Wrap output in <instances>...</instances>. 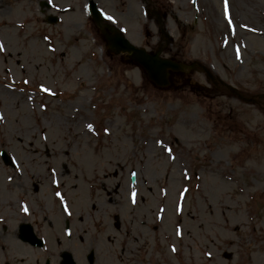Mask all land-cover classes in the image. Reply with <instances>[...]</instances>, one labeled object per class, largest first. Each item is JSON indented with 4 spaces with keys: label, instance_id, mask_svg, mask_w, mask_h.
Here are the masks:
<instances>
[{
    "label": "rangeland",
    "instance_id": "obj_1",
    "mask_svg": "<svg viewBox=\"0 0 264 264\" xmlns=\"http://www.w3.org/2000/svg\"><path fill=\"white\" fill-rule=\"evenodd\" d=\"M39 1L0 0V264H264V0H161L164 54L218 82L166 91L108 54L87 0H48L59 21L29 29ZM155 1L97 0L149 47Z\"/></svg>",
    "mask_w": 264,
    "mask_h": 264
},
{
    "label": "water",
    "instance_id": "obj_2",
    "mask_svg": "<svg viewBox=\"0 0 264 264\" xmlns=\"http://www.w3.org/2000/svg\"><path fill=\"white\" fill-rule=\"evenodd\" d=\"M114 32L113 37H106L110 50L116 54L120 51L126 52L125 59L138 64L145 71L149 80L159 88H166L170 85L171 72L176 73L186 69L180 62L168 58L163 59L159 52L153 54L147 52L144 48L136 47L128 42L119 31ZM188 67L192 68L194 65Z\"/></svg>",
    "mask_w": 264,
    "mask_h": 264
}]
</instances>
